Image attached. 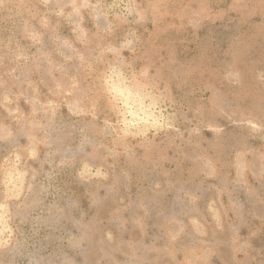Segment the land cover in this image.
Masks as SVG:
<instances>
[{
	"label": "rangeland",
	"instance_id": "obj_1",
	"mask_svg": "<svg viewBox=\"0 0 264 264\" xmlns=\"http://www.w3.org/2000/svg\"><path fill=\"white\" fill-rule=\"evenodd\" d=\"M0 264H264V0H0Z\"/></svg>",
	"mask_w": 264,
	"mask_h": 264
}]
</instances>
